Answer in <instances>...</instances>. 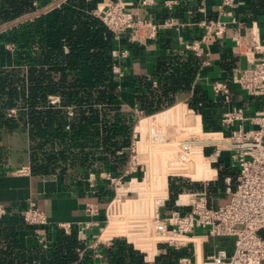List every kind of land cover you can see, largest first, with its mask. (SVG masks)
Returning <instances> with one entry per match:
<instances>
[{
	"label": "built area",
	"instance_id": "built-area-1",
	"mask_svg": "<svg viewBox=\"0 0 264 264\" xmlns=\"http://www.w3.org/2000/svg\"><path fill=\"white\" fill-rule=\"evenodd\" d=\"M64 1L53 0L44 13L59 9ZM155 3L156 0H139L135 6L126 8L123 0H111L102 8L90 11L113 35L111 57L116 81L124 76L129 46H143L161 32H180L187 26L172 14L176 0L163 1L167 16L160 21L139 16V7H153ZM237 5V0H222L216 18L197 23L202 32L198 39L179 44L196 58L207 57V44L223 37L229 27L235 25L237 31L232 33L231 39L247 66L234 71L231 83L248 97L261 98L264 102V42L255 25L246 26L234 17ZM4 49L12 54L16 47L6 44ZM208 64L206 58L201 65ZM78 91L82 94L84 90ZM212 91L215 99L229 106L226 84L214 81ZM49 102L57 104L59 98L50 96ZM92 102L83 105L71 101L68 116L76 118L77 106L82 105L83 110V106H92ZM161 112L145 116L136 106L133 117L124 121L130 128L129 144L115 152L125 154L123 170L117 175L105 170L90 171L83 178L82 182L92 192L98 182H102L112 193L103 208V221L60 223L57 227L65 234H75L84 244V249L77 250L80 255L92 251L96 257L100 247L123 240L146 264H157L168 249L182 254L175 264H264V239L259 235L264 230V108L252 116H246L242 107L227 108L218 120L221 130L210 132L203 128L201 113L189 107V114L199 123L193 126L168 124L173 128L171 134L151 126V119ZM14 113L15 110H10L8 115ZM223 152L230 154L237 170L235 189L232 192L226 189L229 199L222 205L210 207L205 191L182 192L169 207V182L178 178L207 187L218 179L215 165L220 163ZM26 173L25 168L12 171L19 176ZM229 181L225 179L227 185ZM100 210L97 203L87 204L85 208L90 216L98 215ZM7 214V209L0 205V219ZM18 215L37 229L50 224L34 204L18 211ZM93 227L98 229L95 234L89 233ZM41 232L38 231L41 236L37 242L45 247L47 240ZM218 238H231L232 252L218 250L204 256L203 246Z\"/></svg>",
	"mask_w": 264,
	"mask_h": 264
},
{
	"label": "trees",
	"instance_id": "trees-1",
	"mask_svg": "<svg viewBox=\"0 0 264 264\" xmlns=\"http://www.w3.org/2000/svg\"><path fill=\"white\" fill-rule=\"evenodd\" d=\"M51 1L0 0V26L32 17L37 9ZM97 1L68 2L59 9L12 25L0 33V138L6 133L28 134L33 176L89 171L100 150H78L77 146H82L77 143L79 135L118 161L120 159L115 152L129 144L130 128L124 125V121H105L103 128L107 132L103 131L101 135L98 120H87L86 116L83 119V111L80 110L76 118L67 114L71 101H91L84 91L82 94L78 91L80 86L76 74L82 66L92 69L93 88L99 92V104L121 103L112 72L113 35L89 13ZM164 43V47L169 49V40ZM6 44L15 45L12 54L5 51ZM139 47L132 45L129 50L134 53L139 51ZM200 61L192 55L170 57L165 62H158L151 76L133 81L130 90L139 111L149 116L174 105L179 94L191 90ZM151 80L157 83L155 89L150 86ZM50 96L58 97L59 102L50 104ZM220 106L221 102L208 101L198 90L189 102V107L201 113L204 130L210 132L220 127L216 112ZM10 110H15L14 116L8 115ZM215 167L218 179L205 188L200 183L178 178L171 180L168 206L172 207L182 192L205 191L209 206L215 207L225 195L226 187L231 191L235 189L237 175L236 170L222 167L220 163ZM226 178L230 179L228 186L225 185ZM28 229L32 227L16 214H7L0 219V264H93L94 253L85 251L80 255L77 250L84 249V244L75 234H65L55 226L39 227L45 237L51 238L45 247L36 241L28 249L17 250L14 247L16 233ZM259 235L264 239V230ZM230 243V240L221 238L220 247L229 249ZM105 253L110 264H146L142 256L123 240L114 241ZM180 256V252L168 249L158 261L175 264Z\"/></svg>",
	"mask_w": 264,
	"mask_h": 264
},
{
	"label": "crops",
	"instance_id": "crops-1",
	"mask_svg": "<svg viewBox=\"0 0 264 264\" xmlns=\"http://www.w3.org/2000/svg\"><path fill=\"white\" fill-rule=\"evenodd\" d=\"M72 1L74 2L75 0H65L61 6ZM110 1L111 0H99L90 11L102 8ZM123 1L125 2L126 8H129L130 6H135L139 0ZM163 1L164 0H156L153 7H139V16L142 18H153L157 21L164 19L167 14L163 7ZM221 1L222 0H176L177 3L173 7L172 14L179 17L187 26L180 32L170 31L159 33L155 40L149 41L145 45L140 46L139 51L131 53L129 50V58L126 60L125 66L123 67L124 76L121 80L114 83L115 88L120 91L121 95V103L118 105L107 106L99 104L97 101L99 92L93 88L92 69L88 66H82L76 74L78 78L77 82H79L78 86H80L78 87V90H84L85 96L93 100V102L92 106H88L87 108L83 106V110L81 108L82 105L77 106V113L80 110L83 111V119L88 117L87 120H98L99 132L101 135L103 134V131L107 132V130H104L103 128L105 127V121L111 123L116 120L127 121L129 118L133 117L137 103L134 95L131 93L130 84L136 79L151 76L158 62H165V60L167 61V58L170 57L178 56L183 58L187 55H191L181 47L179 42L197 40L202 33L197 23L204 19L216 18L217 8ZM237 1L238 5L234 9V17L246 26L252 24L255 25L259 30L261 41L264 42V0ZM52 3L53 0L45 7L37 9L31 16L36 17L40 14H44ZM32 17L27 16L25 18ZM14 22L0 26V29L7 27ZM235 31H237L236 26L231 25L223 37L212 39L207 44L206 51L208 56L200 58V62L202 64L207 58L209 64L203 67L201 64L199 65V70L192 82L191 90L179 94L175 100L173 108L161 112L151 119V126L154 129L171 134L173 128H169L167 126L168 124H184L186 126L198 124L199 121L188 112L189 102L192 100L195 90H198V93L207 98L208 101L219 104L220 99H215L212 91V83L214 81L222 82L228 86L230 98V104L228 107L222 104L220 108L216 109L218 120L220 114L227 108L232 109L234 107H242L246 116H252L263 110L264 102L261 98H250L236 85L231 83L234 71L247 66L244 60L239 56L231 39V35ZM167 40H169L170 44L169 49L164 47V42ZM65 51L67 52V49ZM150 86L154 89L157 87L155 80H151ZM81 101L77 104L82 103L83 105H86L84 104L85 102ZM14 115L15 113L12 116ZM91 117L94 119H91ZM217 123L219 125V122ZM220 128L221 127L213 132L220 131ZM79 136H77V143L82 146H77L78 150H100L95 156V163L91 166V169L85 173L81 170H75L68 172L65 175L45 177L33 176L31 174L30 141L26 132L14 134L6 133L1 136L0 205L7 209L8 214L18 215V211L28 208L30 204H34L47 217L48 222L50 223L48 226L57 227V224L60 223H74L78 221H92L97 223L103 221V208L112 193L102 182H98L96 190L92 192L82 182L83 178L88 172H95L97 170H105L117 175L123 170L126 158L122 155H116L117 159H120L118 161L106 151L103 152L100 146L95 148V145H92L90 140L82 139L81 136ZM219 162L222 167L233 168L236 170L228 152H223L221 154ZM20 168L27 169V173L21 176L12 174L13 170ZM225 185H227L226 182ZM227 188L229 187H226V189ZM224 194L225 195L218 200L215 206L222 205L229 199V193L225 191ZM90 203H97L99 205L101 210L98 215L90 216L85 212L86 205ZM35 228L36 227H32L31 230L28 229L26 231L20 230L16 233L14 247L17 250L30 248L35 244L38 238H40L41 234L40 236L38 235L40 229ZM97 230L96 227H93L89 233L95 234L97 233ZM43 232L41 233L43 234ZM45 239L48 240L47 244L51 241V238L47 235ZM226 239L231 242L229 249L226 248V250L220 247L221 238L212 239L203 246V255L206 256L213 254L218 250H225L228 253L232 252L233 241L231 238ZM109 247H100V249L96 251L97 256L93 257V264H110V260L105 253L106 249ZM157 264L162 263L158 261Z\"/></svg>",
	"mask_w": 264,
	"mask_h": 264
},
{
	"label": "water",
	"instance_id": "water-1",
	"mask_svg": "<svg viewBox=\"0 0 264 264\" xmlns=\"http://www.w3.org/2000/svg\"><path fill=\"white\" fill-rule=\"evenodd\" d=\"M28 19H29V18H25V19H22V20H18V21H16V22L10 24V25L7 26V27H10V26H12V25H16V24H18V23H20V22H23V21H26V20H28ZM7 27L1 28V29H0V32L3 31V30H5Z\"/></svg>",
	"mask_w": 264,
	"mask_h": 264
}]
</instances>
